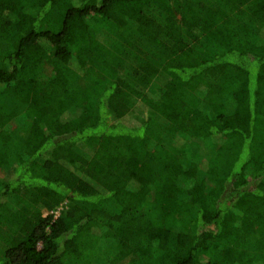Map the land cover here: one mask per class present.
Returning <instances> with one entry per match:
<instances>
[{
	"label": "trees",
	"instance_id": "1",
	"mask_svg": "<svg viewBox=\"0 0 264 264\" xmlns=\"http://www.w3.org/2000/svg\"><path fill=\"white\" fill-rule=\"evenodd\" d=\"M0 264H264V0H0Z\"/></svg>",
	"mask_w": 264,
	"mask_h": 264
},
{
	"label": "rangeland",
	"instance_id": "2",
	"mask_svg": "<svg viewBox=\"0 0 264 264\" xmlns=\"http://www.w3.org/2000/svg\"><path fill=\"white\" fill-rule=\"evenodd\" d=\"M147 109L145 108V106L143 104H139L138 107L136 108V110L130 114V116L126 117L125 122L130 125V126H139L141 125V121L144 119L145 114H142V112L146 111ZM178 142V141H175ZM181 144H184L183 142H179ZM206 147H208V145L205 143ZM44 214L47 215V212L44 211ZM96 232H99L100 230H95Z\"/></svg>",
	"mask_w": 264,
	"mask_h": 264
},
{
	"label": "built area",
	"instance_id": "3",
	"mask_svg": "<svg viewBox=\"0 0 264 264\" xmlns=\"http://www.w3.org/2000/svg\"><path fill=\"white\" fill-rule=\"evenodd\" d=\"M62 209H63V207H60V208L57 209L56 212H54L55 217H58V216H59V212H60Z\"/></svg>",
	"mask_w": 264,
	"mask_h": 264
}]
</instances>
